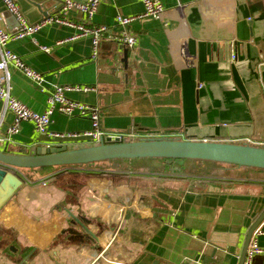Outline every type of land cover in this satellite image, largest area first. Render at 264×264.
<instances>
[{
  "label": "crops",
  "instance_id": "0c3cea01",
  "mask_svg": "<svg viewBox=\"0 0 264 264\" xmlns=\"http://www.w3.org/2000/svg\"><path fill=\"white\" fill-rule=\"evenodd\" d=\"M160 1L168 26L153 18L135 20L126 28L137 40L133 50L112 38L124 33L117 15L143 12L138 0H99L91 19L66 15L74 23L108 28L96 61L90 39H72L76 32L65 26L47 25L9 41L8 49L45 78L40 92L10 67L11 95L43 113L55 86H89L96 91L65 95L96 106L104 132L236 144L248 139L263 147L264 0ZM60 2L17 0L16 5L34 24L60 17ZM6 15L0 3L6 30L17 31L19 25ZM40 46L50 51L43 53ZM13 120L2 113L0 101V135ZM89 129L87 117L59 113L48 127L64 134ZM52 143L30 122H21L0 151L29 156ZM153 160L159 168L144 166L145 172H134L131 160L67 167L66 177L48 180L56 175L52 170L42 179L26 177L10 197L0 187V264H238L247 229L264 209V171L196 160L184 161L176 171L172 162ZM102 165L110 168L100 173ZM207 170L219 176L205 175ZM229 171L236 175L221 176ZM240 171L248 175L239 176ZM74 218L84 221L79 225ZM255 235L264 249V222ZM254 264H264V255Z\"/></svg>",
  "mask_w": 264,
  "mask_h": 264
},
{
  "label": "built area",
  "instance_id": "2783aa9c",
  "mask_svg": "<svg viewBox=\"0 0 264 264\" xmlns=\"http://www.w3.org/2000/svg\"><path fill=\"white\" fill-rule=\"evenodd\" d=\"M17 0H0V3L4 9L9 12L17 24L19 25L17 31L10 32L6 30L3 18H0V101L2 103V113H11L14 120L11 127L6 131V135H0V144H10L12 137L18 134L19 125L21 122H30L33 125L34 131L40 135L53 141L50 146L56 147H68L69 144L79 142L85 146H95L106 139H110L111 142H135L138 139H152L151 135H143L131 131L129 133H107L99 128L100 113L96 106H92L86 103H79L70 100L67 95L68 92L88 93L95 92L96 88L89 86H55L49 93H47V108L43 113H36L27 108L24 104L18 101L11 95V79H10V67L20 71L25 78H29L39 88L40 92L44 91L45 78L42 75L34 71L31 67L26 65L16 54L8 49V42L12 40H22L26 37H31L38 31L42 30L47 25L65 26L73 29L76 33L72 39L80 37H88L91 41V59L97 60L98 49L100 44V38L107 31L105 25L87 26L83 23H74L66 18L70 12H75L85 16L87 19H91L97 11L99 0H55L61 1V9L57 16H47L41 21L34 24H29L20 12L19 7L16 5ZM143 5V12L134 17H125L117 15L115 22L117 25L123 28L121 36L113 37L112 40L115 43L124 45L127 49L133 50L137 40L135 37L128 34L126 28L134 23L135 20L140 19H156L161 21L164 26H168L166 21H163L164 6L160 0H138ZM195 2H201L203 0H194ZM39 50L43 53H48L50 49L45 47H39ZM231 62L236 60L234 52V42H231L230 50ZM264 56H260V60ZM262 62V61H261ZM260 63L258 67L261 66ZM53 113H59L68 117H87L90 121V129L82 134L77 133H56L48 130L51 124V116ZM2 119V118H1ZM156 138H159L156 136ZM165 138V137H164ZM174 138V137H173ZM247 144L250 145V140L246 139ZM46 147V148H47ZM15 174L19 179L26 180L25 174L22 170H15ZM256 232L252 234L246 250V257L244 264H254V259L257 256L264 255V249L259 248L256 241ZM200 264V262H196Z\"/></svg>",
  "mask_w": 264,
  "mask_h": 264
},
{
  "label": "water",
  "instance_id": "95a60500",
  "mask_svg": "<svg viewBox=\"0 0 264 264\" xmlns=\"http://www.w3.org/2000/svg\"><path fill=\"white\" fill-rule=\"evenodd\" d=\"M46 16V14H43ZM16 25L14 17L7 12ZM122 62L128 63V50L122 51ZM7 154L0 151V187L6 190L5 195L10 197L22 184L15 170H30L48 167L83 166L104 161L138 160L145 158L166 159L174 162L175 170L179 171L184 161L215 162L231 164L236 167H250L264 171V146H254L247 143H220L204 141H185L178 138L138 139L135 142H111L110 139L101 141L95 146H83L70 149L68 147H42L27 156ZM10 187V189H8ZM73 217V215H71ZM79 225L81 221L74 218ZM84 221V220H82ZM87 222V221H86ZM264 222V209L247 229L238 264H244L246 250L252 234Z\"/></svg>",
  "mask_w": 264,
  "mask_h": 264
},
{
  "label": "rangeland",
  "instance_id": "374dc122",
  "mask_svg": "<svg viewBox=\"0 0 264 264\" xmlns=\"http://www.w3.org/2000/svg\"><path fill=\"white\" fill-rule=\"evenodd\" d=\"M148 159H152V158H145V159H138V160L136 159V160H133V161L131 160V161H129V164L131 165V168H132V170L134 172H138V171L145 172V170H148V169H145L146 167H149L151 169V171L156 170L158 166L156 167L155 164H151L152 162H150V161H155V160H153V159L152 160H148ZM84 165H86V164H84ZM144 166H146V167H144ZM84 167H86V166H84ZM84 167L83 166H78L76 168H78V169H80V168L84 169ZM98 168L101 169L99 172L102 173L101 172L102 170H104L106 168H110V167H106V166H103L102 165L101 167H98ZM111 168H115V167L111 166ZM52 170L54 171V174H57L58 172H62V171H65L66 172V170H68V168L67 167L66 168H62V169H59V168H51V167H48V168H40V169H33L32 171H30L29 173H26V174L24 172V174H25V176L29 180H31V179L36 180L37 178L38 179H42V177H46L45 175H47ZM207 171L210 174H207ZM207 171L204 172L205 175H215V176H219V174H217V173H219L218 171H217V173H215L216 172L215 170H210V171L207 170ZM66 173L69 174L68 172H66ZM66 173L63 174L61 177H66ZM233 175H236V174L229 171L228 173H225V174H223L221 176H223V177L226 176V177H230L231 178ZM238 175L239 176H246V175H248V172L240 171V172H238ZM253 176L254 175H250L249 178H255ZM58 178H60V177H58Z\"/></svg>",
  "mask_w": 264,
  "mask_h": 264
},
{
  "label": "trees",
  "instance_id": "16d2710c",
  "mask_svg": "<svg viewBox=\"0 0 264 264\" xmlns=\"http://www.w3.org/2000/svg\"><path fill=\"white\" fill-rule=\"evenodd\" d=\"M83 146H85V145H83ZM82 146V147H83ZM68 148H70V149H76V148H81V147H76V146H72V147H68ZM161 161H164V162H166V161H168V160H166V159H160ZM108 162H110V161H108ZM172 163H174L173 161H171ZM199 162H202V161H199ZM96 164H101V163H96ZM221 165H224V166H230V167H235V165H231V164H228V165H226V164H221ZM84 166H90V165H83V167ZM66 167H69V168H76V167H78V166H66ZM66 167H51V168H59V169H62V168H66ZM33 169H30V170H23L25 173H29L30 171H32ZM66 172H61V173H58V174H56V175H52L51 177H49V179L48 180H53V179H55V178H58V177H61L63 174H65Z\"/></svg>",
  "mask_w": 264,
  "mask_h": 264
},
{
  "label": "flooded vegetation",
  "instance_id": "af4514ba",
  "mask_svg": "<svg viewBox=\"0 0 264 264\" xmlns=\"http://www.w3.org/2000/svg\"><path fill=\"white\" fill-rule=\"evenodd\" d=\"M81 221H82V219H81Z\"/></svg>",
  "mask_w": 264,
  "mask_h": 264
}]
</instances>
